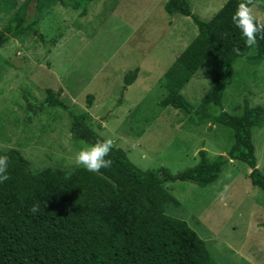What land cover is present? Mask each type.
Segmentation results:
<instances>
[{"label": "rangeland", "instance_id": "obj_1", "mask_svg": "<svg viewBox=\"0 0 264 264\" xmlns=\"http://www.w3.org/2000/svg\"><path fill=\"white\" fill-rule=\"evenodd\" d=\"M24 1L14 0V8L0 6V31ZM166 1L82 0L74 11L58 0H40L38 33L9 36L0 48V153L18 150L32 170L75 165L74 156L84 147L71 143L64 111L46 109L26 120L27 100L40 102L49 89L85 113L94 133L112 139L113 148L123 150L140 170L163 168L175 175L196 164L199 150L209 161L225 155L230 130L208 120L194 124L182 111L158 106L165 95L161 75L196 35L189 18L164 13ZM226 1L188 3L193 14L208 20ZM134 69V81L124 86L130 80L125 73ZM208 87L209 61L181 94L196 108ZM88 94L93 97L89 108ZM244 98L264 109V60L257 66L243 59L233 64L222 109L239 115ZM251 142L256 168L264 174V120L252 130ZM248 172L243 163L228 161L205 187L163 184L178 204L166 215L186 223L214 264H264V191L250 185Z\"/></svg>", "mask_w": 264, "mask_h": 264}, {"label": "trees", "instance_id": "obj_2", "mask_svg": "<svg viewBox=\"0 0 264 264\" xmlns=\"http://www.w3.org/2000/svg\"><path fill=\"white\" fill-rule=\"evenodd\" d=\"M81 1L58 3L76 11ZM240 2L227 0L208 20L193 14L188 0H167L163 4L167 16L189 18L196 35L161 75L165 95L158 106L180 110L194 124L208 120L230 130L233 138L225 155L209 161L205 151L199 150L194 166L170 175L163 168L138 169L120 148H112L106 157L112 160L111 167L99 173L76 165L32 170L18 150L2 152L0 156L7 155L10 162L9 179L0 183V264H214L205 243L186 223L166 215L168 207L177 208L178 204L163 184L180 181L205 187L216 180L226 162L239 161L249 170L250 185L264 191V174L256 168L251 142L252 130L262 126L264 109L249 106L246 98L239 115L222 109V97L236 60L243 59L250 66L264 60V39L258 37L255 48L246 47L232 22ZM30 3L32 14L27 11ZM39 3L25 0L16 7L0 31V48L9 36L38 33L35 11ZM13 4L14 0H0V6L12 8ZM234 48L240 49L239 55ZM207 61L209 87L194 108L181 91ZM127 73L130 80L124 86L134 81L137 69L125 76ZM92 100V95L85 96L87 108ZM46 109H60L68 115L71 143L86 147L104 140L94 133L85 113L67 105L49 89L40 102L27 100V122ZM37 202L40 211L33 214L30 208Z\"/></svg>", "mask_w": 264, "mask_h": 264}, {"label": "clouds", "instance_id": "obj_3", "mask_svg": "<svg viewBox=\"0 0 264 264\" xmlns=\"http://www.w3.org/2000/svg\"><path fill=\"white\" fill-rule=\"evenodd\" d=\"M264 6V0H241L232 15V22L241 32L245 39V45L248 48L257 46V38L264 39V16L259 13V9ZM237 55L240 54L239 48H234ZM114 147L113 140L108 138L103 141H97L95 144L86 146L78 151L74 156V163L77 167H83L85 170L93 173H99L102 168H109L112 165L111 159H106ZM9 157L0 156V183L9 179L8 167ZM69 172L67 176H70ZM67 178V177H66ZM224 191L218 195L224 198ZM40 211V204L37 202L30 208V212L36 214Z\"/></svg>", "mask_w": 264, "mask_h": 264}, {"label": "crops", "instance_id": "obj_4", "mask_svg": "<svg viewBox=\"0 0 264 264\" xmlns=\"http://www.w3.org/2000/svg\"><path fill=\"white\" fill-rule=\"evenodd\" d=\"M259 12H261L260 14L262 15V16H264V9H259ZM263 108V107H262Z\"/></svg>", "mask_w": 264, "mask_h": 264}]
</instances>
